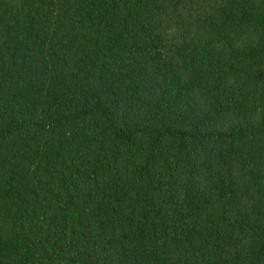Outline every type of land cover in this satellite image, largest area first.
<instances>
[{"label": "trees", "instance_id": "1", "mask_svg": "<svg viewBox=\"0 0 264 264\" xmlns=\"http://www.w3.org/2000/svg\"><path fill=\"white\" fill-rule=\"evenodd\" d=\"M0 264H264V0H0Z\"/></svg>", "mask_w": 264, "mask_h": 264}]
</instances>
